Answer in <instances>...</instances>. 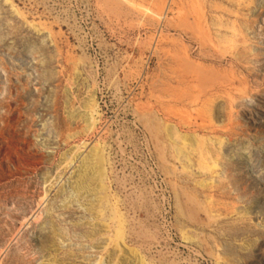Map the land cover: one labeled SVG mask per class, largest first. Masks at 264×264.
<instances>
[{
    "label": "rangeland",
    "instance_id": "obj_1",
    "mask_svg": "<svg viewBox=\"0 0 264 264\" xmlns=\"http://www.w3.org/2000/svg\"><path fill=\"white\" fill-rule=\"evenodd\" d=\"M10 1L0 264H264V0ZM184 134L207 153L183 159ZM91 144L107 197L83 214L57 191Z\"/></svg>",
    "mask_w": 264,
    "mask_h": 264
},
{
    "label": "bare ground",
    "instance_id": "obj_2",
    "mask_svg": "<svg viewBox=\"0 0 264 264\" xmlns=\"http://www.w3.org/2000/svg\"><path fill=\"white\" fill-rule=\"evenodd\" d=\"M4 1L8 2V0H4ZM9 2H11V1L9 0ZM9 2H8V4H9ZM15 10L16 9H14L13 11H15ZM33 26H35V25H33ZM41 31H39V33H42ZM34 32H35V30H34ZM36 61H38V60H36ZM81 108H82V112L83 113H81L80 116H81L82 121L85 123V128H84L83 131L88 133L97 124L96 116H93V112L96 111V104L94 102V97H89L87 100H84V102L81 103ZM67 115H68L69 119H73V117L75 116V112L69 110ZM175 137H176V134H175ZM174 140H176V139H174ZM199 141L193 136H185V134H184V136H180L179 137V141H178V143L180 145L177 148V153L181 154L183 152V150L184 151L186 150V154L187 155L184 154V157H182L183 159L185 157L188 158V153L189 154L191 152L193 153V151H199L198 153H205L206 154L207 153V149H208L207 145L205 143H199ZM210 143H212V142H210ZM220 144H221V141H220ZM240 148H241V146H240ZM103 150L104 149H103L101 144H91V145L87 146V148H85L84 152L76 153V151H72V152H70L69 156L68 155H63V160L65 159L67 161V162L65 161L66 163L69 162L68 166L70 165V163L72 164L71 165L72 173L70 175H68L67 178L64 179L62 184L59 185L58 191H57V192H60V194H61L60 195V198H61L60 202L67 201V200H68V202L70 201V203L68 205H66V207H69L71 204L74 205V203L75 204L79 203L85 212H87V211L90 212L89 210H92V206L97 205V206L100 207V202L103 201L104 199H106L107 191H106V189L104 188V186L102 184L103 178L105 179V169H104L105 156L103 154ZM219 150H221V149H219ZM244 152H245V150H244ZM195 153H197V152H195ZM208 155H210V154H208ZM199 157H200V155H199ZM186 158H185V160H187ZM205 158H206V155H205ZM211 159H213V158H211ZM205 161H206V159H205ZM245 161L246 162H245L243 171H244L246 177L248 179H250L251 178V167H250V164H249L250 162L248 160H245ZM215 163L216 162H213V165H211V167H209V168H212L213 166H215ZM208 165H209V163H208ZM68 178L70 179V185H69V188L67 189V188L64 187V185H65V180L68 179ZM81 193H83V196H81ZM80 198L83 199L84 205H83V203H80ZM92 212H94V211H92ZM96 214L97 215H95V216L96 217L98 216L97 220H99L100 219L99 216L102 215L101 211L98 210ZM119 233H121V232H119ZM119 233L116 232V238L120 236ZM129 254H130V256H127L129 261L133 260L134 262H136V261L139 262L140 258L136 257L135 252L131 251V252H129ZM85 260L87 261V259H85ZM51 263H53V262H51ZM96 264H105V263H101V262L98 263L97 262Z\"/></svg>",
    "mask_w": 264,
    "mask_h": 264
},
{
    "label": "water",
    "instance_id": "obj_3",
    "mask_svg": "<svg viewBox=\"0 0 264 264\" xmlns=\"http://www.w3.org/2000/svg\"><path fill=\"white\" fill-rule=\"evenodd\" d=\"M69 185H70V179L68 178V179L65 180V185H64V187L68 189V188H69ZM57 195H58L59 199H61V198H60V195H61L60 192H57ZM59 204H60V201H59ZM71 205H72V204H71ZM81 208H82V207H81ZM86 213H87V212L84 211L83 214H86ZM87 214H88V213H87ZM83 217H84V218H82L81 221H85V220L87 219V215H85V216H83ZM87 220H88V219H87ZM119 264H123V263H122V262H119Z\"/></svg>",
    "mask_w": 264,
    "mask_h": 264
}]
</instances>
